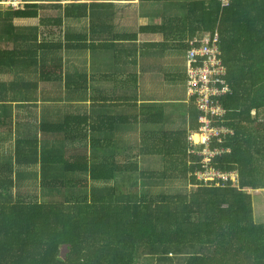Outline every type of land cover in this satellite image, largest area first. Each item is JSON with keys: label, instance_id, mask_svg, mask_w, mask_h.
I'll return each mask as SVG.
<instances>
[{"label": "trees", "instance_id": "1", "mask_svg": "<svg viewBox=\"0 0 264 264\" xmlns=\"http://www.w3.org/2000/svg\"><path fill=\"white\" fill-rule=\"evenodd\" d=\"M22 1L19 10L0 6V40L14 44L0 49V68L35 64L39 81L63 80L69 59L64 52L112 57L121 67L125 40H141L138 49L151 55L161 45L171 47L168 41L179 45L181 37H170L186 33L187 54L196 34L218 33L227 89L213 97L224 111L215 126L227 132L213 137L210 148L217 152L213 167L233 173L235 181L198 180L203 145L190 139L199 127L193 100L188 133L178 127L159 131L170 111L163 99L138 103L137 93L130 100L119 82L110 91H89L88 80L85 88L77 82L91 107L103 112L96 119L38 122L34 135L15 140V160L0 164V264H139V257L147 264H264V223L255 222L250 194L264 190V0ZM150 4L164 5L157 9L161 24L129 34L115 24L126 7ZM46 9L61 17L39 19L30 51V37L17 33L13 20L37 18ZM66 21L77 22L80 31L66 32ZM47 50L58 54L52 65L43 64ZM110 76L104 78L112 83ZM185 80L187 86V58ZM111 91L115 104L109 102ZM7 128L0 116V129ZM46 134L57 136V144L45 143ZM155 158L162 160L159 169ZM22 165L38 176L34 191L39 188L40 196L21 190L27 173Z\"/></svg>", "mask_w": 264, "mask_h": 264}, {"label": "crops", "instance_id": "2", "mask_svg": "<svg viewBox=\"0 0 264 264\" xmlns=\"http://www.w3.org/2000/svg\"><path fill=\"white\" fill-rule=\"evenodd\" d=\"M174 2H188L190 0H172ZM198 1H207V0H198ZM209 1V0H208ZM228 2V0H226ZM138 4V2H135ZM47 6L49 3H42ZM65 4V2H62ZM139 8L126 7L124 11L118 13L114 17V22L120 27L124 33H134L135 29L138 26H149L155 22L154 16L157 15V9H164V5H143ZM4 8L5 7H1ZM166 10V9H165ZM4 11V10H3ZM61 13L56 12V10L46 9L43 12H39L37 18L30 19H14L13 25L17 29V33L23 35H28L30 37L25 45H29L31 48L30 51H35V43L33 40L34 36L37 33V25L39 19H56L60 18ZM169 17H173L169 15ZM77 22L66 21L64 22V29L66 32L69 29H76L77 32L80 31L77 28ZM13 33V32H11ZM11 36L14 35L10 34ZM180 35V36H179ZM186 33H179L175 37H170L171 39L179 38L181 39L176 43H179L177 46H173L171 41L167 43L171 45L168 49H160L155 54H148L143 52L141 49H138L141 40H137V43H129L128 40H125V47L122 55V65L118 67L112 57H105L99 55L100 59H94L93 55L90 52H64L65 58L68 59L64 66L63 80L62 81H39L38 78V67L35 64L25 65L24 63L18 64L16 67L5 66L0 68V116L4 117L5 121L8 124V128L3 130L0 129V164L15 160L14 158V142L19 139L20 136L24 133L33 134L35 127L38 122H56L61 120L65 116H90L96 119L102 109H95L91 107V100L89 99L88 92L84 90L77 89V82L84 83L88 80L89 82V91L92 86H95L97 90L102 89H113L116 82H119L125 88L126 96L133 100L135 94L138 96V103L144 101L150 102H159L158 99H154L152 96L151 87L153 85H159L160 82L164 80V77H169L170 80H173V83L170 82V85L166 83H161L164 86V93L168 86H179V80L184 79L186 97L175 98L171 101L177 103L181 106V109L178 107L176 110L170 109V111L165 110L166 118L168 120L163 124L165 131H171L175 127H178L180 130L190 129L189 118L191 115V109L193 105L191 104L188 94L187 86L185 80V69L181 74H177V67L174 65L175 57L173 53L175 51L181 50L183 52V66L185 68V58L186 50L182 47L183 43H186L189 39V36ZM196 36H201L196 34ZM33 38V39H32ZM111 38V35H110ZM143 38V37H142ZM141 38V39H142ZM144 41L146 39L143 38ZM155 41L163 42V38L158 37L154 39ZM172 43V44H171ZM6 44V40H0V49H5L8 47H14L12 42ZM137 49V51H135ZM135 51V52H134ZM45 60L43 64L52 65L55 61L58 60L57 52L46 51ZM135 54V56H133ZM179 58H176L178 60ZM72 62V63H71ZM80 70H84L83 74H78ZM105 74H110L112 78V83L106 81L104 78ZM53 76V75H52ZM123 79H126L123 82ZM72 80V83H68ZM71 85H74V89H70ZM136 88V89H135ZM129 91V95L127 94ZM169 96V95H168ZM114 95L109 93V102L114 103ZM167 97V95H165ZM111 100V101H110ZM167 102V101H163ZM115 104V103H114ZM22 105H24L22 107ZM28 105V106H27ZM179 121H186V124H181L179 127ZM162 128V129H163ZM187 136V135H186ZM42 137L39 134V139ZM45 143L49 145H55L58 142L57 136L46 134L44 137ZM55 147V146H54ZM24 167L26 174V181L30 176L34 175V181L30 183H35L38 180V176L34 173L33 170H30L28 166L22 165ZM20 169V168H19ZM20 172V171H19ZM24 172V171H23ZM28 174H31L28 176ZM15 180H17V171H15ZM38 182V181H37ZM25 186V185H24ZM17 191V190H16ZM262 191V190H261ZM261 191H251L252 202H253V215L255 222L261 223L263 221L256 220L255 215L257 214V204H260L264 207V196L259 197V200L253 197V194Z\"/></svg>", "mask_w": 264, "mask_h": 264}, {"label": "built area", "instance_id": "3", "mask_svg": "<svg viewBox=\"0 0 264 264\" xmlns=\"http://www.w3.org/2000/svg\"><path fill=\"white\" fill-rule=\"evenodd\" d=\"M24 5L22 0H0L1 7L13 10L22 9ZM189 45L186 54L187 93L199 113V127L190 133V139L194 145H203L199 152L203 155L204 170L198 174V180L205 183L215 180L234 182L233 173H220L213 167L212 159L217 152L210 148L213 137L219 139L221 133L227 132L224 126H215L224 111L213 102V97L223 95L227 89L223 79L225 70L219 58V34L193 37Z\"/></svg>", "mask_w": 264, "mask_h": 264}, {"label": "rangeland", "instance_id": "4", "mask_svg": "<svg viewBox=\"0 0 264 264\" xmlns=\"http://www.w3.org/2000/svg\"><path fill=\"white\" fill-rule=\"evenodd\" d=\"M190 1H192V0H190ZM193 1H197V0H193ZM166 15H169L167 11H166ZM154 18H155V22H153L152 24L159 25V24H161V19H163L164 17L155 15ZM173 55L175 57L174 65L176 66L177 64H179V67H177L175 70H177L176 71V72H178L177 74H181V73L184 72V69L186 68V58H185V68H184V66H183V58H182L183 55H184L183 52L181 50H178V51H175L173 53ZM176 58H179V59L176 60ZM169 77L170 76L164 77V80L162 82H160L159 85H157V86L153 85L151 87V90L153 91V92H151V94H152L153 97H155V99H158V100H162L163 99V100L167 101V102H164V104H163V106L166 109L174 110V108H177L179 105L171 104V101L173 99H175V98L180 97V93H181L182 97H186V94H185L186 93L185 82H184V79L179 80L178 82H179L180 88H178L175 85H174V87L173 86H168L167 89H166L167 92L164 93V86H162L161 83H166V85H168V83L170 85V82L173 83V80H170ZM165 95H167V97H165ZM178 123H179V127H181L180 122H178ZM178 129H180V128H178ZM133 137H135V135ZM131 151H132V153L136 152V150H134V149L131 150ZM127 152H129V151H127ZM142 159H147V157L143 156ZM155 160L159 161V167L157 166L156 168L157 169L161 168L162 160L160 158H155ZM30 175L31 174H28V176H30ZM33 181H34V175L30 176V178L27 180V183H29V184H25V186H21V188L23 187L21 190H24V191L30 190V192H36L40 196L41 193H40V191H38L39 188L37 189V191H34L35 187L38 186L37 185L38 182L36 181L35 183H30V182H33ZM19 189H20V186H19V188H18V186H16V190L18 191ZM257 191H261V190H257ZM261 196H264V190H262L260 193L257 192L256 194H253V197L256 198L257 200H259V197H261ZM41 197L43 198V196H41ZM256 204H257V206H256L257 207V209H256L257 210V214L255 215V218H256V220H259V221L261 220L262 221V219L264 218V207L262 205L258 204V203H256ZM261 223H263V221ZM146 261H147V258L139 257L138 263L139 264H147Z\"/></svg>", "mask_w": 264, "mask_h": 264}, {"label": "clouds", "instance_id": "5", "mask_svg": "<svg viewBox=\"0 0 264 264\" xmlns=\"http://www.w3.org/2000/svg\"><path fill=\"white\" fill-rule=\"evenodd\" d=\"M226 2H227V1H226ZM219 52H220V54H221L220 48H219Z\"/></svg>", "mask_w": 264, "mask_h": 264}]
</instances>
